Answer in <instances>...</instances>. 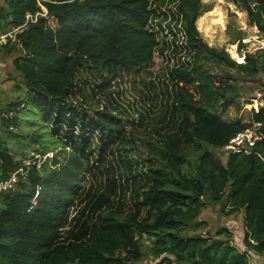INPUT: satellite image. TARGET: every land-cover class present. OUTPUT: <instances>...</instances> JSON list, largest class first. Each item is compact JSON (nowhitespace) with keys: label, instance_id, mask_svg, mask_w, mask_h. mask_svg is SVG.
<instances>
[{"label":"trees","instance_id":"obj_1","mask_svg":"<svg viewBox=\"0 0 264 264\" xmlns=\"http://www.w3.org/2000/svg\"><path fill=\"white\" fill-rule=\"evenodd\" d=\"M232 2L264 34V0ZM210 8L202 0L175 4V34L190 55L166 67L174 125L156 141L128 132L110 90L123 72L136 73L163 51L150 0H0V33L13 31L0 48L13 55V91L22 87L6 101L0 94V264H140L144 257L256 264L264 256V104L246 120L225 117L230 106L239 113L254 90L240 80L264 74V47L238 62L209 45L196 19ZM84 69L98 76L92 83L111 109L74 105ZM25 115L40 130L51 122L52 137L63 130L61 148L45 147L40 157L13 152V141L23 144L14 128ZM255 123L259 138L247 153L224 151ZM46 151L53 154L42 159ZM13 174L15 182L1 186ZM222 201L225 214L243 211L244 228L196 232L206 225L199 216L207 204Z\"/></svg>","mask_w":264,"mask_h":264},{"label":"rangeland","instance_id":"obj_2","mask_svg":"<svg viewBox=\"0 0 264 264\" xmlns=\"http://www.w3.org/2000/svg\"><path fill=\"white\" fill-rule=\"evenodd\" d=\"M177 1L150 0V7L155 11V15L150 20V26L159 33L163 51L156 54L151 65L140 68L136 73L123 72L122 76L114 82L110 89L117 104H115L116 108H113V111L121 113L124 118H128L126 129L128 132L134 133L137 139H156L157 141L159 139L158 132H166L174 125L170 108L171 101L166 98V90L164 88V83L167 82L169 93H171V82L167 80L166 67L181 65L184 62V58L190 55L185 50V40L181 36V32H178L180 34L178 38L175 34L177 27H179V24L176 27L178 22L173 16V9ZM202 1L211 4V8L198 16L196 26L209 45L225 47L231 57L238 62L244 61L245 53H254L264 47V34L259 32L255 25L249 23L247 12L242 7L233 3L232 0ZM50 20L54 22L53 19ZM240 43L243 45L241 46ZM12 59V53L7 54L4 48H0V94L4 101L10 95L16 96L17 92H21L22 88L13 91L15 83L19 82V77L14 72ZM76 78L82 87V92L80 93L76 89L75 97H73V103L76 107H79L80 102H84L92 111L102 107V105L112 108L108 100L92 83V81L98 80V76L93 74L92 71L84 69ZM259 78L264 79V74H260L255 78L249 77L240 80L241 85L245 88L254 89L253 92L246 96L251 97L257 91L255 88L261 85ZM246 96L242 99L247 98ZM260 101L264 104V99ZM249 109V104L246 103L239 113H235L234 107L230 106L226 110L225 117L227 119L246 120L249 118ZM31 119L28 115L22 116L18 127L14 128L17 137L21 142L23 141V144L20 145L18 142L13 141L9 145L12 147L13 152L19 157L26 153L40 157L39 152L45 147H48V150L52 147L61 148L62 139H64L63 130L52 137L51 130L53 125L51 122L45 123L46 130H40L37 123L38 119ZM34 136L37 140L32 139ZM67 146L69 147V145ZM136 150L137 153H144L146 145L137 141ZM52 154L53 152L46 151L42 159L50 157ZM217 154L224 159L223 151L218 149ZM224 204H226L225 201L208 203L199 216V219L204 221L206 225L197 229L196 232L214 236L221 227H228L233 232L235 229L244 228L243 211L225 214L223 212ZM228 207V205L225 206V209ZM76 208L77 206L75 205L71 207L72 215ZM69 219H71L70 216ZM68 228L66 226V229ZM190 233H193V231H190ZM250 259L253 258L250 257ZM139 263L152 264L153 262L152 258L144 257Z\"/></svg>","mask_w":264,"mask_h":264},{"label":"built area","instance_id":"obj_3","mask_svg":"<svg viewBox=\"0 0 264 264\" xmlns=\"http://www.w3.org/2000/svg\"><path fill=\"white\" fill-rule=\"evenodd\" d=\"M8 37H13V31H8L7 33H0V45L6 43ZM261 95L262 92L260 90H257L253 96L248 98L246 103L249 104L250 109H254L255 111L258 110L259 106L262 104L260 101ZM246 103H244V105ZM258 124L259 123H255L253 127L237 132L224 145L223 147L224 151L227 153H247L248 148H246V145L247 146L254 145L255 141L259 138L257 129L255 128ZM14 174L11 176L10 179L2 181L1 186L3 187L7 185L11 186L16 180V176ZM39 188L40 187H38V189ZM37 196H38V191L35 192V195L31 200L30 208H32L37 202ZM255 261L256 264H264V256H257Z\"/></svg>","mask_w":264,"mask_h":264},{"label":"bare ground","instance_id":"obj_4","mask_svg":"<svg viewBox=\"0 0 264 264\" xmlns=\"http://www.w3.org/2000/svg\"><path fill=\"white\" fill-rule=\"evenodd\" d=\"M206 27V26H205ZM236 48V47H235ZM231 51V50H230ZM234 56V55H233Z\"/></svg>","mask_w":264,"mask_h":264}]
</instances>
